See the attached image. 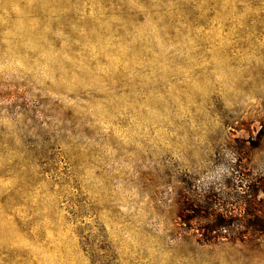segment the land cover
Segmentation results:
<instances>
[{
	"label": "rangeland",
	"instance_id": "obj_1",
	"mask_svg": "<svg viewBox=\"0 0 264 264\" xmlns=\"http://www.w3.org/2000/svg\"><path fill=\"white\" fill-rule=\"evenodd\" d=\"M0 264H264V0H0Z\"/></svg>",
	"mask_w": 264,
	"mask_h": 264
},
{
	"label": "trees",
	"instance_id": "obj_2",
	"mask_svg": "<svg viewBox=\"0 0 264 264\" xmlns=\"http://www.w3.org/2000/svg\"><path fill=\"white\" fill-rule=\"evenodd\" d=\"M223 224H220V227L222 226ZM216 229V227H209V226H205L202 228V231L203 232H206L207 234H211L214 230Z\"/></svg>",
	"mask_w": 264,
	"mask_h": 264
}]
</instances>
